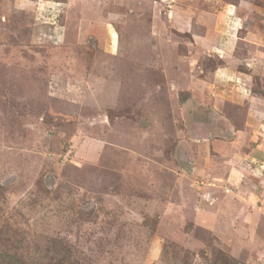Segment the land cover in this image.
<instances>
[{"label":"rangeland","instance_id":"374dc122","mask_svg":"<svg viewBox=\"0 0 264 264\" xmlns=\"http://www.w3.org/2000/svg\"><path fill=\"white\" fill-rule=\"evenodd\" d=\"M214 7L0 0V264H264V152L243 155L264 142L246 123L264 57H185ZM226 66L250 98L233 101ZM225 134L236 158L209 145Z\"/></svg>","mask_w":264,"mask_h":264},{"label":"crops","instance_id":"0c3cea01","mask_svg":"<svg viewBox=\"0 0 264 264\" xmlns=\"http://www.w3.org/2000/svg\"><path fill=\"white\" fill-rule=\"evenodd\" d=\"M258 1H259V4L254 5L253 6L254 9L249 7V9L245 10L246 6L244 7V3L241 2V0H213V5L216 8L214 7L215 10L212 11V14L209 13L206 15L204 19L206 26L199 24V21L196 25L197 28L194 27L195 25L191 24L190 32L192 33L193 42H192V46L187 45V48L185 49L186 50L185 57H187V54L194 56L195 54H197L196 53L197 50L205 48L206 50H208V55L210 52L214 53V52H218L216 50H220L218 56L220 58L226 59V61L227 60L230 61L231 60L230 52H235L238 49L236 47L239 45V43H245V46L249 47V49H251L252 47L255 49L256 57H260V59H262L264 57L263 56L264 52H262L259 47L264 46L263 44L264 43V0H258ZM180 18L177 17V21L180 22L181 21ZM244 23L246 24V27L244 28L242 38L239 39L237 36V32L239 29H243ZM188 25L189 23H186V21H184L181 24V27L184 28V31H188L189 29H186ZM256 26L257 28L254 29V27ZM223 31H224V34L226 35H222ZM213 48L215 49L214 51L212 50ZM231 62H229V64ZM231 66H232V63H231ZM223 68H225L222 71L223 72L222 75L225 78V81H224L225 85H229V87L226 86L227 89H230V91H232L231 95L236 98V99H233V101L235 100L237 101L238 99L242 101L248 96H249L248 98H250V94L247 93V91L240 90V89H245L240 83L243 80V78L237 72L233 71L230 68V66L228 68L227 66ZM250 108H251V105H250ZM250 111H252L254 115L251 119L247 117L248 119H246L247 121L246 123H248V125L252 127L256 121H260V122H256V124L260 126L261 122L263 123L264 121V113H263L264 110L261 113L258 111L257 108L254 107V108H251ZM220 136L222 135H218V137ZM227 137L228 136H226L225 134V136H222V138L221 137L214 138V139H211V141L209 142V145L213 149H216L217 151H219V149H221L223 152L225 151L224 154L222 155L220 154L222 157H225V158H228L231 156V155L229 156V154L232 150L230 149L231 145H229L228 140H226ZM238 140L239 141L241 140L240 136L237 138L236 141H234V143L236 145L238 144L237 146H239V150H240L241 147L239 143H237ZM256 141L257 139H253V135L251 132V136L248 141L249 146H251ZM245 146H248V145H245ZM235 151H238V150H234V152L232 151L231 153H235ZM263 152H264V142H259V143L257 142V144H254L253 146L249 147L247 151L243 154L244 160H246V158L248 159L249 157L260 158V156L263 155ZM239 153H243L242 150ZM233 156L234 157L232 158H236L238 155L237 153H235ZM225 161L226 162L222 161L221 163H219L214 160L216 164V165L214 164V166H219L220 168H217L218 170H220L221 168L222 169L227 168L226 178L228 180L235 178V177L236 178L239 177L238 174L240 175L245 174V171H243L244 169L242 170L241 168H236L234 164L231 163V160L229 161V159H226ZM259 161L262 163L260 164V169L264 170L263 169L264 161L262 160H259ZM228 191L231 192L230 189H228Z\"/></svg>","mask_w":264,"mask_h":264},{"label":"bare ground","instance_id":"6f19581e","mask_svg":"<svg viewBox=\"0 0 264 264\" xmlns=\"http://www.w3.org/2000/svg\"><path fill=\"white\" fill-rule=\"evenodd\" d=\"M74 60H75V59H74ZM219 208H220V207H219ZM219 208H218V209H219ZM214 214H215V213H214ZM214 224L216 225V223H214ZM212 225H213V224H212ZM215 225H214V226H215ZM218 229H219V228H218Z\"/></svg>","mask_w":264,"mask_h":264}]
</instances>
